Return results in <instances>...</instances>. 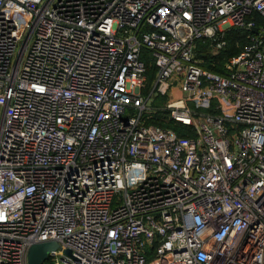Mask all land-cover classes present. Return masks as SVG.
Returning a JSON list of instances; mask_svg holds the SVG:
<instances>
[{"label":"built area","instance_id":"obj_1","mask_svg":"<svg viewBox=\"0 0 264 264\" xmlns=\"http://www.w3.org/2000/svg\"><path fill=\"white\" fill-rule=\"evenodd\" d=\"M0 106V264H264V0H0Z\"/></svg>","mask_w":264,"mask_h":264},{"label":"trees","instance_id":"obj_2","mask_svg":"<svg viewBox=\"0 0 264 264\" xmlns=\"http://www.w3.org/2000/svg\"><path fill=\"white\" fill-rule=\"evenodd\" d=\"M258 18L261 19V17L259 16ZM225 36L227 40L226 46L218 51L209 50L208 42L204 41L203 39L199 40L196 50L198 55L203 58L204 61L202 62V64L204 66L219 72H226V59L230 55L237 53L241 49V46L244 44L246 37L245 31L236 27L230 28L226 32ZM153 70V68L150 69V72H152ZM154 121L163 125H174L172 122H167L159 118L154 119Z\"/></svg>","mask_w":264,"mask_h":264},{"label":"water","instance_id":"obj_3","mask_svg":"<svg viewBox=\"0 0 264 264\" xmlns=\"http://www.w3.org/2000/svg\"><path fill=\"white\" fill-rule=\"evenodd\" d=\"M257 30V28H255ZM59 246V242L54 239L33 242L29 247V264H46L45 259L48 257L50 251ZM67 252L71 253L69 248Z\"/></svg>","mask_w":264,"mask_h":264},{"label":"rangeland","instance_id":"obj_4","mask_svg":"<svg viewBox=\"0 0 264 264\" xmlns=\"http://www.w3.org/2000/svg\"><path fill=\"white\" fill-rule=\"evenodd\" d=\"M169 95L167 94H163V93H158L156 92L154 94V100L151 102L154 106H159V107H162L166 104L167 102V99H168ZM150 110H154L153 108H150ZM148 113V112H146ZM156 114H163V109L159 108L158 110L156 109ZM2 121H3V108L0 106V128H1V124H2ZM174 124V126H176L177 128H180L182 127V123L180 122H172Z\"/></svg>","mask_w":264,"mask_h":264},{"label":"crops","instance_id":"obj_5","mask_svg":"<svg viewBox=\"0 0 264 264\" xmlns=\"http://www.w3.org/2000/svg\"><path fill=\"white\" fill-rule=\"evenodd\" d=\"M2 107V106H1ZM3 108V107H2Z\"/></svg>","mask_w":264,"mask_h":264}]
</instances>
